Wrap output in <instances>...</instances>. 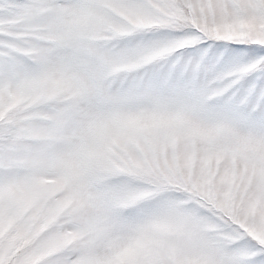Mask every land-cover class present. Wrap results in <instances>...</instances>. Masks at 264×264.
<instances>
[{
  "label": "snow or ice",
  "instance_id": "snow-or-ice-1",
  "mask_svg": "<svg viewBox=\"0 0 264 264\" xmlns=\"http://www.w3.org/2000/svg\"><path fill=\"white\" fill-rule=\"evenodd\" d=\"M0 264H264V0H0Z\"/></svg>",
  "mask_w": 264,
  "mask_h": 264
}]
</instances>
